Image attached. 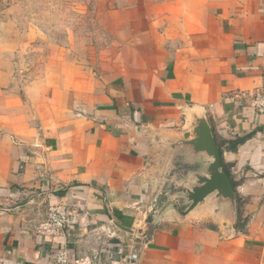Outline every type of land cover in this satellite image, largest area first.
Wrapping results in <instances>:
<instances>
[{
    "label": "crops",
    "instance_id": "obj_1",
    "mask_svg": "<svg viewBox=\"0 0 264 264\" xmlns=\"http://www.w3.org/2000/svg\"><path fill=\"white\" fill-rule=\"evenodd\" d=\"M96 9L116 45L109 61L58 65L35 98L0 89V264H59L60 250L68 264H133L134 252L136 264H264V113L248 95L264 88V0ZM186 107L206 109L235 184L234 236L203 217L144 230L157 195L153 138L180 128ZM61 199L73 214L64 233H39Z\"/></svg>",
    "mask_w": 264,
    "mask_h": 264
},
{
    "label": "rangeland",
    "instance_id": "obj_2",
    "mask_svg": "<svg viewBox=\"0 0 264 264\" xmlns=\"http://www.w3.org/2000/svg\"><path fill=\"white\" fill-rule=\"evenodd\" d=\"M110 40L96 0H0V89L35 98L58 65L74 61L94 71L109 61L116 51ZM184 170L182 165L175 171L182 176ZM177 189L166 184L150 213Z\"/></svg>",
    "mask_w": 264,
    "mask_h": 264
},
{
    "label": "water",
    "instance_id": "obj_3",
    "mask_svg": "<svg viewBox=\"0 0 264 264\" xmlns=\"http://www.w3.org/2000/svg\"><path fill=\"white\" fill-rule=\"evenodd\" d=\"M184 111V123L180 128L167 127L153 138L157 163L154 168L156 199L166 184H175L179 189L168 193L150 218L156 224L171 215L183 224L203 217L226 236H234L239 220L238 193L222 163L213 125L204 108L186 107ZM182 165L185 172L180 176L175 170ZM117 225L130 231L120 223Z\"/></svg>",
    "mask_w": 264,
    "mask_h": 264
},
{
    "label": "built area",
    "instance_id": "obj_4",
    "mask_svg": "<svg viewBox=\"0 0 264 264\" xmlns=\"http://www.w3.org/2000/svg\"><path fill=\"white\" fill-rule=\"evenodd\" d=\"M253 102V106L261 113H264V88L250 92L248 94ZM72 204L64 199L58 200L49 204L44 214L40 215L37 226H35L39 233L59 236L62 235L71 221ZM139 254L134 252L128 257L129 262L136 264L139 259ZM59 264H68L69 257L66 250H60L56 256Z\"/></svg>",
    "mask_w": 264,
    "mask_h": 264
},
{
    "label": "trees",
    "instance_id": "obj_5",
    "mask_svg": "<svg viewBox=\"0 0 264 264\" xmlns=\"http://www.w3.org/2000/svg\"><path fill=\"white\" fill-rule=\"evenodd\" d=\"M247 139V137H244V138H242L241 139V141L242 142H244L245 140ZM221 150V149H220ZM221 154H222V163L225 165V167H226V169H227V166H226V164H225V161H224V157H223V152H222V150H221ZM228 170V169H227ZM229 172V171H228ZM230 174V173H229ZM231 176V175H230ZM233 181V180H232ZM234 186H235V184H234Z\"/></svg>",
    "mask_w": 264,
    "mask_h": 264
}]
</instances>
